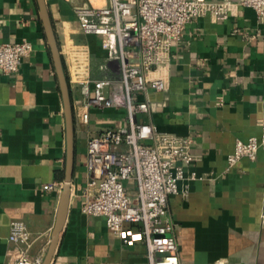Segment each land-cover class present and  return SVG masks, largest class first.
<instances>
[{"label":"crops","instance_id":"1","mask_svg":"<svg viewBox=\"0 0 264 264\" xmlns=\"http://www.w3.org/2000/svg\"><path fill=\"white\" fill-rule=\"evenodd\" d=\"M104 0H46L74 110V173L68 215L50 264H145L142 245L124 246L104 217L81 213L87 141L106 128L127 126L124 108H91L82 122V84L101 78L102 39L84 35L75 6ZM28 41L31 53L14 75L0 74V264H14L19 246L8 241L19 221L38 239L29 250L44 257L61 191L43 185L65 179L63 102L36 0H0V42ZM163 90L138 96L150 111L137 121L191 140L198 179L168 200L180 264H264V146L253 160L229 166L237 141L264 131V16L232 3L227 18L211 15L186 24L166 61L148 80ZM62 190V189H61Z\"/></svg>","mask_w":264,"mask_h":264},{"label":"built area","instance_id":"2","mask_svg":"<svg viewBox=\"0 0 264 264\" xmlns=\"http://www.w3.org/2000/svg\"><path fill=\"white\" fill-rule=\"evenodd\" d=\"M234 2L264 16V0H104L103 5L90 2L74 7L81 32L101 37L106 52L99 67L105 75L82 84L80 118L87 122L91 108L121 107L127 120V126L106 128L87 141L81 213L104 217L107 229L124 246L142 245L145 264H180L168 200L185 194L187 185L182 191L180 184L198 176L188 172L196 160L191 140L138 122V115L150 111L149 102L138 96L148 89L163 90L161 80L148 77L166 61L171 43L181 41L186 24L206 15L226 19ZM31 51L26 40L0 42V74H16ZM262 146L264 131L260 137L237 141L229 166L244 158L253 160ZM42 189L60 192L62 184H46ZM37 239L24 223L11 222L8 241L20 248L14 264H42L44 257L29 254Z\"/></svg>","mask_w":264,"mask_h":264},{"label":"water","instance_id":"3","mask_svg":"<svg viewBox=\"0 0 264 264\" xmlns=\"http://www.w3.org/2000/svg\"><path fill=\"white\" fill-rule=\"evenodd\" d=\"M40 21L42 23L46 43L52 58L55 74L58 80L59 90L63 102V113L66 131V160H65V179L62 186L59 204L56 213V220L51 232V239L43 258L42 264H50L57 249L60 234L64 227L70 201V185L74 173V110L70 98L68 80L65 74L62 57L56 40L54 27L48 12L46 0H36Z\"/></svg>","mask_w":264,"mask_h":264},{"label":"rangeland","instance_id":"4","mask_svg":"<svg viewBox=\"0 0 264 264\" xmlns=\"http://www.w3.org/2000/svg\"><path fill=\"white\" fill-rule=\"evenodd\" d=\"M130 188H132V186H130Z\"/></svg>","mask_w":264,"mask_h":264}]
</instances>
